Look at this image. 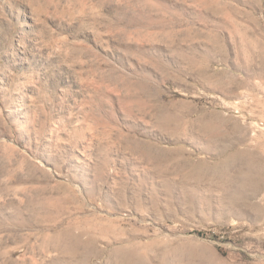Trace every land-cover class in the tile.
Returning <instances> with one entry per match:
<instances>
[{
    "label": "rangeland",
    "instance_id": "1",
    "mask_svg": "<svg viewBox=\"0 0 264 264\" xmlns=\"http://www.w3.org/2000/svg\"><path fill=\"white\" fill-rule=\"evenodd\" d=\"M0 264H264V0H0Z\"/></svg>",
    "mask_w": 264,
    "mask_h": 264
},
{
    "label": "bare ground",
    "instance_id": "2",
    "mask_svg": "<svg viewBox=\"0 0 264 264\" xmlns=\"http://www.w3.org/2000/svg\"><path fill=\"white\" fill-rule=\"evenodd\" d=\"M261 178V177H260ZM258 184V183H257Z\"/></svg>",
    "mask_w": 264,
    "mask_h": 264
}]
</instances>
